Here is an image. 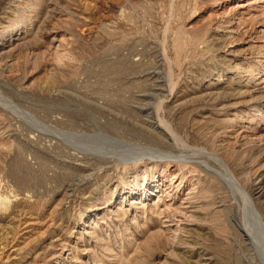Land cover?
Masks as SVG:
<instances>
[{"label": "rangeland", "instance_id": "374dc122", "mask_svg": "<svg viewBox=\"0 0 264 264\" xmlns=\"http://www.w3.org/2000/svg\"><path fill=\"white\" fill-rule=\"evenodd\" d=\"M0 85L61 128L141 144L150 102L172 142L226 160L264 226V0H0ZM55 143L0 105V264H264L206 157Z\"/></svg>", "mask_w": 264, "mask_h": 264}, {"label": "bare ground", "instance_id": "6f19581e", "mask_svg": "<svg viewBox=\"0 0 264 264\" xmlns=\"http://www.w3.org/2000/svg\"><path fill=\"white\" fill-rule=\"evenodd\" d=\"M160 87H162V92L155 93V95H159V97H166L167 95L163 94V87H165V84H162ZM53 89L59 91L57 87H54ZM98 104L101 105V103ZM0 105L5 110H7L8 113L16 116L18 122L28 127V130L35 137L42 138L45 136L51 141H55L56 145H59V142H63L64 146H68L69 144L76 145V143H78L79 146L81 144L80 148L82 150V154L86 157L91 156L90 159H105L107 161L112 157L117 158V156H119L122 158L124 163H128L126 162L128 159H125V157L123 158V156L126 154L129 156L130 160L146 158L153 160L162 158L181 159L182 161L183 158L180 157H183V155H177L173 151L174 147H180L181 152H188L189 155L187 156L189 157H199V159L206 157L199 160L202 167L222 178L223 181L230 187L236 199L237 195L241 196L243 201L244 222L243 226L240 225L239 227H236L244 236V240L248 241V244H252L258 253L261 252L260 258L264 261V226L262 224L260 214H258L252 198L237 181L226 160L217 154L186 146V144L182 142L176 134L172 135L174 138V141L172 142L169 134L164 129L165 127L162 126L164 124L156 125L153 117H151L152 107L150 102L141 104L140 108L134 107V111H136L137 116H139V119L135 120V123L138 125V130L148 131V133H150L154 138V142L156 144H141L140 142H135L132 139L126 138L124 136L110 134L98 126L100 125L98 122L96 124L97 130L95 133H87L86 131L79 132L76 130L61 128L55 122L54 117H52L53 119L48 120L44 116L42 117L29 108L21 105L15 101L14 98L8 95L1 85ZM160 105L161 103H159L158 108L161 107ZM130 112H133V109L130 110ZM138 112L141 113V115H138ZM124 114L122 113V115ZM139 135L141 136V133H139ZM75 138L86 141L80 142L81 140H79V142H76V140L74 141ZM60 145H62V143ZM82 145L84 146L82 147Z\"/></svg>", "mask_w": 264, "mask_h": 264}]
</instances>
